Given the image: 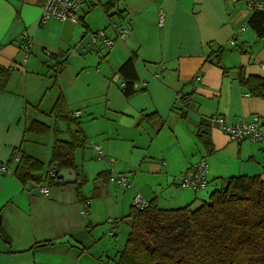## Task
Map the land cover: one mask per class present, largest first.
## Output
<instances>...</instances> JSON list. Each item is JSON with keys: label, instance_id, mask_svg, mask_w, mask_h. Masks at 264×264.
I'll use <instances>...</instances> for the list:
<instances>
[{"label": "crops", "instance_id": "0c3cea01", "mask_svg": "<svg viewBox=\"0 0 264 264\" xmlns=\"http://www.w3.org/2000/svg\"><path fill=\"white\" fill-rule=\"evenodd\" d=\"M109 1L81 6L77 21H40L41 0H0V67L10 71L0 92V164L10 168L0 173V264H115L136 193L159 208H193L208 199L209 183L216 189L232 176H258L264 183L263 144L230 141L209 122L214 115L227 122L259 116L264 124V94L255 97L238 82L239 74L264 78V42L247 25L251 11L244 2L119 0L106 13ZM117 20L131 25L125 40L105 53H74L81 33L104 31L113 38L110 22ZM23 35L32 43L26 61ZM231 37L235 46L227 44ZM131 55L137 82L126 97L119 67ZM61 59L67 64L57 71ZM98 60L105 68L92 69ZM59 93L61 115L74 120L69 126L52 111ZM33 120L48 126L47 134L28 132ZM202 121L207 147L196 135ZM76 126L83 140L73 151V169L76 181L87 178L82 197L76 181L62 179L42 182L47 195L34 182L27 190L13 175L14 155L41 161L43 175L52 167L54 140L70 142ZM202 157L206 188L179 189L176 177ZM111 173H125L128 185L110 182Z\"/></svg>", "mask_w": 264, "mask_h": 264}, {"label": "trees", "instance_id": "16d2710c", "mask_svg": "<svg viewBox=\"0 0 264 264\" xmlns=\"http://www.w3.org/2000/svg\"><path fill=\"white\" fill-rule=\"evenodd\" d=\"M116 4L117 0H110L103 8L107 13ZM247 25L264 42V11H251ZM207 60L212 62L209 56ZM134 61L135 55H131L119 67L124 84L122 91L126 97L136 90ZM220 61V55L217 54L215 63L219 64ZM66 64V59L57 61V71H61ZM9 78L10 71L0 67V92L5 89ZM238 82L251 95L263 96V77L245 78L239 74ZM184 99L181 98L182 101ZM64 105L63 94L59 93L52 111L57 119L69 126L74 120L68 112L61 115ZM205 126L206 121H202L196 135L207 147ZM26 130L47 134L49 127L33 120ZM73 135L74 139L70 142L54 140L49 167L56 170L75 169L73 151L82 144L83 136L77 126ZM42 170L41 161L22 153L13 175L26 184L34 182L39 185L43 181L48 185L61 183L56 173L51 175L46 171L41 175ZM86 181V177L76 181V193L80 198L81 188ZM129 217L130 231L115 264H264V183L258 176L222 179L220 186L197 207L164 209L150 200L143 210L132 207Z\"/></svg>", "mask_w": 264, "mask_h": 264}, {"label": "built area", "instance_id": "2783aa9c", "mask_svg": "<svg viewBox=\"0 0 264 264\" xmlns=\"http://www.w3.org/2000/svg\"><path fill=\"white\" fill-rule=\"evenodd\" d=\"M246 7L250 11H264V0H242ZM91 2V0H41V14L40 21H45L49 18H55L60 21L71 20L77 21V10ZM165 14L163 10L158 12V24L162 25L164 22ZM110 26L114 31V37L111 38L106 35L104 31L97 33L98 45L112 48L115 41L125 40L131 33V25L128 21H111ZM241 30V29H240ZM22 48L24 49V60L28 57V51L31 48V41L26 35H23ZM227 44L235 46L236 41L233 37L228 39ZM260 68L264 70V64H260ZM124 84L121 83V87ZM76 113V112H75ZM211 125L221 130L230 141L242 142L250 141L252 143H260L264 146V124L262 118L259 116H252L251 119H240L235 122H227L225 117L222 115H214L209 118ZM99 151V145L95 146ZM20 159V154L14 157V161ZM10 171L7 163L0 164V173H8ZM208 163L205 157L199 158L192 163L190 168L185 172L176 177L177 186L190 188L193 190H200L206 188L208 185L207 181ZM51 175H54L57 170L51 167L48 171ZM109 181L120 186L128 185V177L125 173L110 174ZM39 193L41 195L48 194L47 184L41 183L39 185ZM149 205V201L144 199L140 194L136 193L133 197L132 206L137 210H143Z\"/></svg>", "mask_w": 264, "mask_h": 264}, {"label": "water", "instance_id": "95a60500", "mask_svg": "<svg viewBox=\"0 0 264 264\" xmlns=\"http://www.w3.org/2000/svg\"><path fill=\"white\" fill-rule=\"evenodd\" d=\"M74 53L79 55H84L90 51L98 52L97 34L92 32L81 33L79 35L78 41L73 49ZM111 74H114V70L109 65ZM115 75V74H114ZM58 179H62L64 183H74L76 181L77 175L73 168H63L59 169L56 173ZM36 185L32 182H28L26 189L31 190Z\"/></svg>", "mask_w": 264, "mask_h": 264}, {"label": "rangeland", "instance_id": "374dc122", "mask_svg": "<svg viewBox=\"0 0 264 264\" xmlns=\"http://www.w3.org/2000/svg\"><path fill=\"white\" fill-rule=\"evenodd\" d=\"M119 2V0H117V3ZM118 21V20H117ZM99 31H96V33H98ZM98 48H99V51H102L103 53H105L106 52V50H107V47H104V46H101V45H98ZM232 51V50H231ZM30 54V53H29ZM100 60V59H99ZM98 60V61H99ZM98 65L99 66H97L96 64L94 65V67L92 68V69H96V68H105V65L103 64V63H101L100 61L98 62ZM48 99L49 98H47L46 100H45V105L47 104V102H48ZM219 184V183H218ZM214 186L215 185H212L211 183H209V187L207 188V190H206V192H207V195H208V193L210 192V191H212V190H214L215 188H214ZM178 187V186H177ZM179 189H181V190H183V189H190V188H184V187H178ZM205 189V188H204ZM193 190V189H192ZM202 190V189H201ZM147 200V199H146ZM197 202V201H196ZM195 202V203H196ZM197 204H199V203H196L195 205H193L194 207L196 206L197 207ZM159 206H167V205H163V203L160 201L159 202Z\"/></svg>", "mask_w": 264, "mask_h": 264}]
</instances>
